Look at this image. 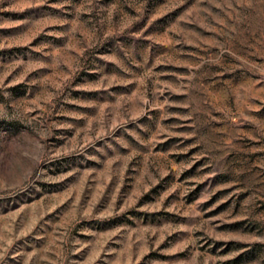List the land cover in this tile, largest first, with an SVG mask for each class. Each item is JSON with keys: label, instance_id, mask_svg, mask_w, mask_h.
Wrapping results in <instances>:
<instances>
[{"label": "rangeland", "instance_id": "374dc122", "mask_svg": "<svg viewBox=\"0 0 264 264\" xmlns=\"http://www.w3.org/2000/svg\"><path fill=\"white\" fill-rule=\"evenodd\" d=\"M0 264H264V0H0Z\"/></svg>", "mask_w": 264, "mask_h": 264}]
</instances>
